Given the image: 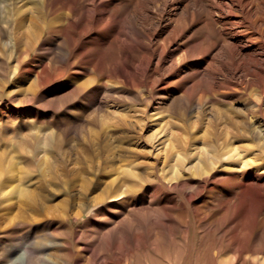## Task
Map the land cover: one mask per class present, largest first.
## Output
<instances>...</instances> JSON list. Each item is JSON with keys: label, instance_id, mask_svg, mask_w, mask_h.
I'll list each match as a JSON object with an SVG mask.
<instances>
[{"label": "rangeland", "instance_id": "1", "mask_svg": "<svg viewBox=\"0 0 264 264\" xmlns=\"http://www.w3.org/2000/svg\"><path fill=\"white\" fill-rule=\"evenodd\" d=\"M97 1L0 0V264H264V0Z\"/></svg>", "mask_w": 264, "mask_h": 264}, {"label": "bare ground", "instance_id": "2", "mask_svg": "<svg viewBox=\"0 0 264 264\" xmlns=\"http://www.w3.org/2000/svg\"><path fill=\"white\" fill-rule=\"evenodd\" d=\"M52 1V0H51ZM61 4H66V5H68V3H69V7H70V3L71 2H69V1H75V0H58ZM89 1V0H88ZM91 1V0H90ZM81 2H83V1H81ZM78 3V2H77ZM110 1L109 2H107V1H97V0H92V5H91V3H90V5L92 6V7H90V8H87V9H85L84 8V10L82 11V7H84V6H82L81 8H80V10L82 11L81 12V16H79V17H81L80 18V20L78 21V22H76L75 20H73V22H72V20H70L71 18L68 16V18H69V21H71V22H69L70 23V25L69 26H71L72 25V23H74V21L76 22V25L77 24H80L81 25V27H84V28H89L90 26H99V28H100V26L101 25H104V28H102V30L103 29H105V30H110V31H112V29L113 30H115V34H116V32H117V27H115V25H116V23H115V20H116V17H115V14H114V10H113V8L110 6ZM58 4V3H57ZM75 4V3H74ZM52 5V4H51ZM77 5V4H76ZM88 5V4H87ZM86 5V6H87ZM59 7H60V5H58ZM102 6H104L105 8H102ZM0 7H2V6H0ZM63 7V6H62ZM62 7H60V9L62 8ZM75 7V6H74ZM78 7V6H77ZM68 8V7H67ZM73 8V4H71V9ZM115 8V7H114ZM59 9V10H60ZM64 9V8H63ZM76 9V8H75ZM74 9V10H75ZM65 10H68V9H65ZM71 11V10H70ZM69 10H68V13L70 12ZM73 11V10H72ZM77 12H79L80 13V11H78L77 10ZM133 12V11H132ZM131 13V12H130ZM71 14V13H70ZM69 14V15H70ZM119 14V13H118ZM79 15V14H78ZM61 16V15H60ZM127 16H129V15H127ZM66 18V17H65ZM73 18V17H72ZM76 18V17H75ZM122 18H124V17H122ZM125 19H126V17H125ZM123 20V19H122ZM118 21H119V19H118ZM60 22V21H59ZM59 22L57 23V24H59ZM119 23V22H118ZM118 23H117V25H118ZM121 23H122V21H121ZM120 23V24H121ZM140 24V23H139ZM67 26H68V24H66ZM116 25V26H117ZM122 25H124V23L122 24ZM61 26V25H60ZM65 26V25H64ZM140 26V25H139ZM53 27H55V26H53ZM53 27H50V28H53ZM62 27V26H61ZM125 27V26H124ZM137 28H139V27H137ZM53 29H56V28H53ZM60 29H62V28H60ZM64 29H66L65 27H64ZM69 29V28H68ZM67 29V30H68ZM101 29V28H100ZM123 29V28H122ZM98 30V29H97ZM119 30V29H118ZM55 31H57V30H55ZM61 31V30H60ZM70 31V30H69ZM69 31H67L68 33H70ZM74 31V30H73ZM89 31H90V29H89ZM100 32H101V30H99ZM98 31V32H99ZM104 31V30H103ZM126 31V30H125ZM54 32V31H53ZM91 32H93V30L91 31ZM96 32V31H95ZM107 32V31H106ZM114 32V31H113ZM113 32H110L111 34L113 33ZM142 32V31H141ZM63 33V32H62ZM88 33V32H87ZM109 33V34H110ZM122 33H123V30H122ZM90 34V33H89ZM99 34H101V33H99ZM102 34H104L103 32H102ZM110 34V35H111ZM138 34V33H137ZM142 35H143V33H141ZM79 35V34H78ZM78 35H77V37H78ZM123 35V34H122ZM122 35H120V36H122ZM125 35V34H124ZM145 35V34H144ZM76 36V35H75ZM84 36V35H83ZM94 36V35H93ZM100 36V35H99ZM113 36H114V34H113ZM127 36V35H126ZM126 36H125V38H126ZM104 37H106V36H104ZM103 37V38H104ZM108 37V36H107ZM115 37H116V35H115ZM62 38V37H61ZM71 38V37H70ZM92 38H94V37H92ZM108 38H110V37H108ZM118 38L120 39V37H119V35H118ZM124 38V37H123ZM90 39H91V37H90ZM79 40V39H78ZM83 40H86V39H83ZM99 40V39H98ZM109 40V39H108ZM107 40V41H108ZM121 40V39H120ZM51 41V40H50ZM64 41V40H63ZM90 41V40H89ZM95 41V40H94ZM109 41H111V40H109ZM116 41H118L119 42V40H116ZM53 42V41H52ZM81 42V41H80ZM85 42V41H84ZM91 42H92V40H91ZM101 42L102 41H99V43L97 44V43H95L96 44V46L98 47V46H100L101 45ZM106 42V41H105ZM57 43V42H56ZM67 43V42H66ZM88 43V42H87ZM111 43V42H110ZM130 44H132V43H134V39H131L130 40V42H129ZM52 44V43H51ZM60 44V43H59ZM77 44V43H76ZM76 44H74V45H76ZM85 44H86V42H85ZM106 44H108V42L106 43ZM57 45V44H56ZM66 45H68V44H66ZM84 45V44H83ZM88 45V44H87ZM93 45V47H92V49H91V51H90V53H88V54H90V55H94V53L97 51L96 50V48H94V44H92L91 43V46ZM140 45V44H139ZM58 46V45H57ZM86 46V45H85ZM91 46H90V48H91ZM107 46V45H106ZM76 47H78V46H76ZM83 47V46H82ZM88 47H89V45H88ZM87 48V47H86ZM90 48H89V50H90ZM77 49V48H76ZM82 49V48H81ZM83 49H84V47H83ZM161 49V48H160ZM84 50H86V49H84ZM73 51V50H72ZM87 51H88V49H87ZM105 51V50H104ZM122 51V50H121ZM74 52V51H73ZM77 52V51H76ZM81 52H82V50H81ZM101 52L102 51H100V53H98L99 55L101 54ZM160 52H161V50H160ZM79 54H80V52H78ZM85 53V52H84ZM84 53H82V54H84ZM92 53V54H91ZM121 54H123V53H121ZM157 55V54H156ZM84 56V55H83ZM87 56V55H86ZM94 56H96V55H94ZM101 56H102V54H101ZM82 57V56H81ZM93 56H91V58H92ZM134 57V56H133ZM157 57V56H156ZM88 58V57H87ZM86 58V59H87ZM94 58V57H93ZM98 57H96V59H97ZM109 58V57H108ZM89 59V58H88ZM103 59V58H102ZM123 59V58H122ZM126 59V58H125ZM124 59V60H125ZM89 60H91V59H89ZM89 60H87V61H89ZM99 60H100V56H99ZM105 60V59H104ZM129 60V59H128ZM130 60L132 61V59L130 58ZM129 60V61H130ZM95 61V60H94ZM152 61V60H151ZM90 62V61H89ZM96 62V61H95ZM92 63H93V61H92ZM97 63H98V61H97ZM100 63V62H99ZM118 63V62H117ZM127 64H129V63H127ZM96 66V65H95ZM147 68V67H146ZM198 70L199 69H196V70H192L191 72H192V74H191V76H193V77H195V76H197L198 75ZM119 71H121V70H119ZM146 73V72H145ZM39 78H41V77H39ZM174 169H175V167L173 168V171H174ZM6 183V181H1L0 180V186H3L4 184ZM240 220V219H239ZM238 220V221H239ZM237 221V222H238ZM241 221H239V223H240ZM17 225H20V224H22V221H18V222H15ZM15 224V225H16ZM236 226V225H235ZM243 226V225H242ZM6 228V227H5ZM118 229V228H117ZM129 228H128V226H127V230H128ZM235 230H236V232H235ZM233 232H235V234H233L234 235V237H236V239H238L237 237L242 233V234H245L244 232H243V229L241 228V226H239V227H236V229H235ZM247 230H249V229H247ZM115 231H116V228H115V230H112V232L111 233H113V235H116V233H117V235H118V230H117V232L115 233ZM244 231H246V230H244ZM232 232V233H233ZM115 233V234H114ZM21 235V234H20ZM24 235V234H23ZM112 235V234H111ZM246 235V234H245ZM241 236V235H240ZM110 237H113V236H110ZM115 237V236H114ZM152 237H154V236H152ZM245 237V236H244ZM16 238H18L17 236H16ZM20 238V237H19ZM22 238V237H21ZM243 238V237H242ZM242 238H239V240L240 239H242ZM249 238V237H248ZM38 239V238H37ZM251 239V238H250ZM249 239V240H250ZM238 240V241H239ZM239 243V242H238ZM238 243L236 242V246L238 245ZM243 244V243H242ZM242 244H241V246H242ZM247 244V243H246ZM245 244V246H247ZM107 249V248H106ZM106 249H105V251H106ZM108 249H109V247H108ZM243 249V248H242ZM241 249V250H242ZM31 250V252L32 251H36L35 249H33V248H31L30 249ZM131 250V249H130ZM129 250V251H130ZM132 251V250H131ZM130 251V252H131ZM238 251V250H237ZM243 251V250H242ZM37 252V251H36ZM129 252V253H130ZM241 252V251H240ZM30 253V252H29ZM127 254V253H126ZM241 255V254H240ZM239 255V256H240ZM121 256H123V255H121ZM133 256V255H132ZM116 258V257H115ZM118 258V257H117ZM116 258V259H117ZM122 257H120V259H121ZM118 260V259H117ZM126 260H127V258H126ZM129 261H131V259L129 260ZM26 262H28V261H25V259H23V258H20V259H14V258H10L9 260H8V262L6 263V264H26ZM107 262V261H106ZM104 263V264H107V263ZM112 262V261H111ZM120 262V261H119ZM128 262V261H127ZM116 263V262H115ZM122 263V262H121ZM120 263V264H121ZM123 263H124V261H123ZM126 263V262H125ZM132 263V262H131ZM110 264H113V263H110Z\"/></svg>", "mask_w": 264, "mask_h": 264}]
</instances>
